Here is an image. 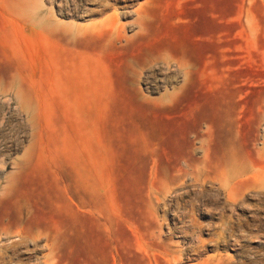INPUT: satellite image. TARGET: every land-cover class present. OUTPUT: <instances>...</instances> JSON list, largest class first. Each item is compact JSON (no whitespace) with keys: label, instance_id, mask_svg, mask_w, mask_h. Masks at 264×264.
<instances>
[{"label":"rangeland","instance_id":"obj_1","mask_svg":"<svg viewBox=\"0 0 264 264\" xmlns=\"http://www.w3.org/2000/svg\"><path fill=\"white\" fill-rule=\"evenodd\" d=\"M28 6L0 0V264H264V0Z\"/></svg>","mask_w":264,"mask_h":264},{"label":"bare ground","instance_id":"obj_2","mask_svg":"<svg viewBox=\"0 0 264 264\" xmlns=\"http://www.w3.org/2000/svg\"><path fill=\"white\" fill-rule=\"evenodd\" d=\"M29 4H30V0H17V6L22 11H25L24 9L27 7L29 8L28 6ZM263 137H264V129H263ZM258 156H259L258 158L260 159V161H262L263 163V168L254 170V172L250 173L249 177L253 179L252 189L258 192L259 191L264 192V144L263 143L261 144V148L258 149ZM228 170H229V173L227 174V176H229L231 180L239 179L241 177L243 178L245 177L247 173L251 172L249 170H241V168L235 167L234 165L231 166V164L228 167ZM223 175L224 177L226 176V174H223ZM226 181L227 179L225 180V184L227 183ZM218 185L221 189H223V186L220 183ZM224 193L227 195V193L229 192L227 193L224 192Z\"/></svg>","mask_w":264,"mask_h":264}]
</instances>
